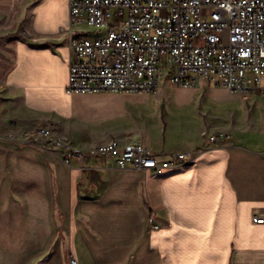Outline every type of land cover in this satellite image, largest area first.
Here are the masks:
<instances>
[{"label": "crops", "instance_id": "obj_1", "mask_svg": "<svg viewBox=\"0 0 264 264\" xmlns=\"http://www.w3.org/2000/svg\"><path fill=\"white\" fill-rule=\"evenodd\" d=\"M26 1L27 22L0 9V264H264V223L253 221L264 215V141L218 126L70 129L57 103L71 99V50L51 36L68 25L69 0ZM136 93L94 96L122 109ZM56 122L85 147L119 139L201 153L163 171L99 158L70 166L21 137ZM218 131L232 143H210L206 133Z\"/></svg>", "mask_w": 264, "mask_h": 264}, {"label": "built area", "instance_id": "obj_2", "mask_svg": "<svg viewBox=\"0 0 264 264\" xmlns=\"http://www.w3.org/2000/svg\"><path fill=\"white\" fill-rule=\"evenodd\" d=\"M51 36L71 50L69 95L156 92L167 79L192 88L205 78L244 98L264 97V0H69V23ZM206 135L210 143L233 141L228 132ZM21 137L70 166L99 158L163 171L193 164L201 153L162 155L119 139L85 147L44 125ZM253 221L264 223V215Z\"/></svg>", "mask_w": 264, "mask_h": 264}, {"label": "rangeland", "instance_id": "obj_3", "mask_svg": "<svg viewBox=\"0 0 264 264\" xmlns=\"http://www.w3.org/2000/svg\"><path fill=\"white\" fill-rule=\"evenodd\" d=\"M26 0H0V9L12 12L23 21L33 18V4ZM24 35L27 30L22 31ZM12 34V33H10ZM100 35V34H98ZM97 35V36H98ZM199 78L197 86L184 88L170 79L157 93H136V103L127 101L125 108H115L111 98H98L99 93L59 95L57 109L63 112L70 129H200L220 127L234 129L240 136L264 141V97L244 98L229 89ZM124 93V92H120ZM131 99V98H130ZM64 134L56 122L43 124ZM102 143V142H101ZM96 144V143H95Z\"/></svg>", "mask_w": 264, "mask_h": 264}]
</instances>
